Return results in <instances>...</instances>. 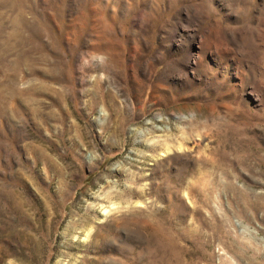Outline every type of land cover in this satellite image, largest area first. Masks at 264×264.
<instances>
[{
    "label": "rangeland",
    "instance_id": "1",
    "mask_svg": "<svg viewBox=\"0 0 264 264\" xmlns=\"http://www.w3.org/2000/svg\"><path fill=\"white\" fill-rule=\"evenodd\" d=\"M0 264H264V0H0Z\"/></svg>",
    "mask_w": 264,
    "mask_h": 264
},
{
    "label": "bare ground",
    "instance_id": "2",
    "mask_svg": "<svg viewBox=\"0 0 264 264\" xmlns=\"http://www.w3.org/2000/svg\"><path fill=\"white\" fill-rule=\"evenodd\" d=\"M104 211V210H103Z\"/></svg>",
    "mask_w": 264,
    "mask_h": 264
}]
</instances>
